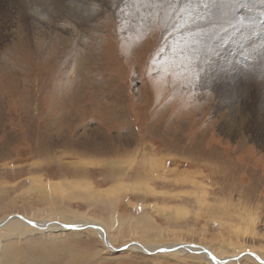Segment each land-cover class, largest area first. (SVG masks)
<instances>
[{"label": "rangeland", "instance_id": "rangeland-1", "mask_svg": "<svg viewBox=\"0 0 264 264\" xmlns=\"http://www.w3.org/2000/svg\"><path fill=\"white\" fill-rule=\"evenodd\" d=\"M204 1L0 0V222L86 221L115 248L264 260V100L251 127L219 125L254 88L233 54L223 75L213 57L212 77L186 64V16L203 28L228 11ZM51 230L0 228V264H212Z\"/></svg>", "mask_w": 264, "mask_h": 264}, {"label": "bare ground", "instance_id": "bare-ground-1", "mask_svg": "<svg viewBox=\"0 0 264 264\" xmlns=\"http://www.w3.org/2000/svg\"><path fill=\"white\" fill-rule=\"evenodd\" d=\"M219 6H220V4H219ZM215 14L217 15V13H215ZM219 14H221V12ZM233 15H234V13H231L228 9L226 16L225 17L223 16L224 18L222 17L223 18L222 20H219V22H217L218 21V19H217V21H215L216 22L215 24L214 23L212 24V22H209L207 24V26H205L203 28H200V24L198 21L194 22V20H193L194 18L191 15H187L186 16L187 18H185L183 21V26L186 23V26L184 29H185V35H188V36H185V39H186V43H188V47H189L188 48L185 46V49H189L185 62H186V64H194V62L196 60L199 63L203 62V64L202 63L199 64L200 69L204 72L208 70V74H209L208 77H212L211 72H210L211 57H213L214 64H215V62L216 63L220 62L221 66H222V72L220 75H223V69L229 65L228 63L226 64L225 57L227 58L229 56V54H233V55H235L237 61H242L244 72L251 70V72L249 71V73H248L247 80L251 79L249 84L251 82H253V87H251V88H254V92L252 90H250V91H252L251 93L245 92L246 94H245L244 98L247 100H250V99L251 100L248 101V103H247V101L243 100L244 104L242 103V106L243 105L244 106H243L242 110L240 111V113L244 112V115L237 122L236 115L234 114V111L230 110L227 114L221 115V117H220L221 122L219 123V125L222 127H225L226 125H228V127H230V128L236 127V125L238 123L240 125L245 124V127L247 128V123L250 126L252 110L255 109L256 106L260 102H262V100H264V86H262V85H264V76H262L264 73V54H263L264 48H263V50H261V48H260L261 46H264V0H253L252 20L251 21L245 20L244 22H238L237 20L231 19V17ZM208 16L212 17V14L208 15ZM190 44H191V46H190ZM194 48L199 49V53H201V56L198 55L196 57L193 55ZM239 55H242V59L240 58ZM190 57H191L192 61H190ZM260 61H261V63H260ZM254 63H255V66L253 65ZM253 66H254L255 71L252 70ZM253 72H255V73H253ZM205 78H207V76H203V79H205ZM245 79H246V75L244 76L243 80H245ZM252 79H253V81H252ZM247 86H248V84H247ZM249 89H250V87H249ZM244 91H246V89H244ZM244 91L243 90L240 91L241 94H243ZM226 96H229V94L226 93L223 97H226ZM254 102H255V105H254ZM245 118H248V119H245ZM221 130H223V128H221ZM19 215L20 214H17L16 216H19ZM21 216H23V215H21ZM24 218H26V217H24ZM26 219H28V218H26ZM14 220H20V219H14ZM13 221H11V222H13ZM20 221H22V220H20ZM10 223H8V224H10ZM37 223L43 224L44 230L43 231L40 230V231L44 232V233L51 232L52 231L51 228L55 231H60V230L71 231L68 228L62 227V225H60L61 222H56V223L55 222H37ZM63 224H65V223H63ZM73 224L76 226H79L80 228L83 227L82 226L83 224H90L92 227L96 226V225L89 223V222H86V221L78 222V223L76 222ZM73 224L67 223V225H73ZM3 227H0V228H3ZM87 229L93 231L102 240L103 231L100 229H93V228L88 227L86 229H83V230L80 229L78 231H84ZM189 245L192 246V244H189ZM165 247L167 249H169V251L161 252L158 254L175 253L176 251L180 253V252H185L186 250H188L189 253H192V252H190L189 247L182 248L176 244L175 245H166ZM127 250H137L138 251L141 249L138 248V246H129V249H127ZM155 250H157V249H150L151 252H154ZM198 254L205 256V258H207L212 264H218V263L214 262L213 260H210L209 254H202L201 252H199ZM249 257L254 258L253 256H250V255H249ZM229 258H232V257H229ZM226 259H228V258H224L221 260L219 259L221 262L220 264H226V263H223V261Z\"/></svg>", "mask_w": 264, "mask_h": 264}, {"label": "water", "instance_id": "water-1", "mask_svg": "<svg viewBox=\"0 0 264 264\" xmlns=\"http://www.w3.org/2000/svg\"><path fill=\"white\" fill-rule=\"evenodd\" d=\"M16 215H17V214L12 215V216L7 217L6 219H4V220L0 223V227L6 226L8 223H10L11 221H13L14 219H20V220H22L24 223H26V224H28V225H30V226H32V227H35V228H37V229H39V230H41V231L44 230L43 224L37 223V222L32 221V220H28V219L24 218V217L21 216V215H19V216H16ZM29 221H31V223H29ZM60 225H62V227H64V228H68V229H70L71 231H78V230H80V229L83 230V229H86V228H88V227L93 228V229H100V230L103 231V237H102V240H103L105 246H106L109 250H111V251H113V252H116V253H120V252H123V251L129 249V246H138V248L141 249V250H138V251H140V252H142V253H144V254H146V255H151V256L157 255L158 253H161V252L169 251V249H167L165 246H160L161 248H160L159 250L157 249V250H155L154 252H151V251H150V248L145 247L144 245H142V244L139 243V242L130 243V244L124 245V246H122V247H120V248H115L114 246H112V245L110 244V242H109V240H108V236H107V234H106L104 228H103L102 226H100V225H99V226H94V227H92L90 224H83V225H82V226H83L82 228H80L79 226H76V225H74V224H73V225H67V224H63V223H61ZM177 245H179V246L182 247V248L189 247V248H190V252H192L193 254H195V253H199V252H201L202 254H209V256H210V260H213L214 262H216V263H218V264L221 263L220 260L217 259V258L213 255V253H212L210 250H208L207 248H205V247H203V246H195V245H192V246H191V245H189V244H177ZM178 248H179V247H178ZM162 249H163V250H162ZM249 255H250V256H253L254 259H255L256 261H258L259 263L264 264V260H262L258 255L254 254L253 252H247L246 254H243V255L238 256V257H236V258H228V259L224 260L223 263H227V262H230V261H238V260H240L242 257H244V256H249Z\"/></svg>", "mask_w": 264, "mask_h": 264}, {"label": "snow or ice", "instance_id": "snow-or-ice-1", "mask_svg": "<svg viewBox=\"0 0 264 264\" xmlns=\"http://www.w3.org/2000/svg\"><path fill=\"white\" fill-rule=\"evenodd\" d=\"M252 4L253 0H226L225 6L231 13H234L231 19L244 22L245 20H252Z\"/></svg>", "mask_w": 264, "mask_h": 264}]
</instances>
